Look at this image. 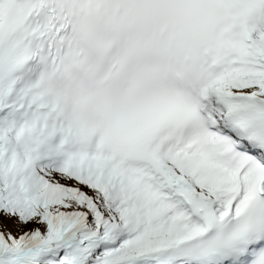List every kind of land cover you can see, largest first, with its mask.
Masks as SVG:
<instances>
[{
	"label": "snow or ice",
	"instance_id": "1",
	"mask_svg": "<svg viewBox=\"0 0 264 264\" xmlns=\"http://www.w3.org/2000/svg\"><path fill=\"white\" fill-rule=\"evenodd\" d=\"M0 264H264V0H0Z\"/></svg>",
	"mask_w": 264,
	"mask_h": 264
}]
</instances>
